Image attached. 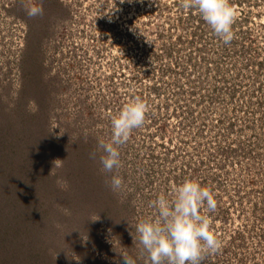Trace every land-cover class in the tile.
Wrapping results in <instances>:
<instances>
[{
    "label": "rangeland",
    "instance_id": "1",
    "mask_svg": "<svg viewBox=\"0 0 264 264\" xmlns=\"http://www.w3.org/2000/svg\"><path fill=\"white\" fill-rule=\"evenodd\" d=\"M183 2L0 0V264H148L131 231L186 179L217 199L201 264H264V0H229L228 44ZM137 98L106 172L98 139Z\"/></svg>",
    "mask_w": 264,
    "mask_h": 264
},
{
    "label": "clouds",
    "instance_id": "2",
    "mask_svg": "<svg viewBox=\"0 0 264 264\" xmlns=\"http://www.w3.org/2000/svg\"><path fill=\"white\" fill-rule=\"evenodd\" d=\"M183 7L197 10L225 44L231 42L235 9L229 0H184ZM26 9L29 16L43 12L38 3L28 4ZM147 112L146 103L137 98L125 103L119 113L111 117L110 139H98L104 171L113 172L121 166L120 146L128 142L134 129L144 125ZM122 186L123 178L114 173L110 178L111 189L118 192ZM150 203L158 216L139 220L134 225L135 234L131 231L141 253L147 254L148 264H201L206 253L215 252L220 247L217 235L210 228L209 217L201 211L203 206L208 211L217 208V199L208 187L186 179L174 187L171 200L161 194ZM114 250L122 257L121 264H136V259L126 250H118L115 245Z\"/></svg>",
    "mask_w": 264,
    "mask_h": 264
}]
</instances>
